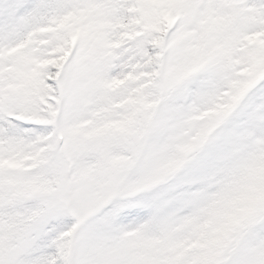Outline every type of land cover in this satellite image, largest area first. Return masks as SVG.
<instances>
[{
  "label": "snow or ice",
  "instance_id": "1",
  "mask_svg": "<svg viewBox=\"0 0 264 264\" xmlns=\"http://www.w3.org/2000/svg\"><path fill=\"white\" fill-rule=\"evenodd\" d=\"M0 264H264V0H0Z\"/></svg>",
  "mask_w": 264,
  "mask_h": 264
}]
</instances>
